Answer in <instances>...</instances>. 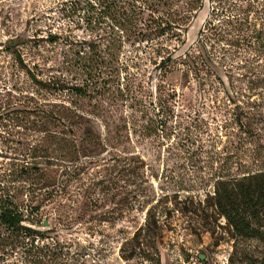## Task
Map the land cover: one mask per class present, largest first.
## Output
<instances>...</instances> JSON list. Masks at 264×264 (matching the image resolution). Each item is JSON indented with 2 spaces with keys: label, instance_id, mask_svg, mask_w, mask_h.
<instances>
[{
  "label": "rangeland",
  "instance_id": "1",
  "mask_svg": "<svg viewBox=\"0 0 264 264\" xmlns=\"http://www.w3.org/2000/svg\"><path fill=\"white\" fill-rule=\"evenodd\" d=\"M158 1L161 13L178 6ZM201 1L173 58L201 48L215 4ZM254 2L263 32L232 71L214 62L189 85L175 64L161 73L168 53L132 21L143 0H0V215L22 220H0V264H264V223L241 236L206 201L217 179L264 168V0ZM150 209L158 222L137 254Z\"/></svg>",
  "mask_w": 264,
  "mask_h": 264
},
{
  "label": "trees",
  "instance_id": "2",
  "mask_svg": "<svg viewBox=\"0 0 264 264\" xmlns=\"http://www.w3.org/2000/svg\"><path fill=\"white\" fill-rule=\"evenodd\" d=\"M213 1L215 4L212 6L211 16L199 33L200 38L204 36L201 48L196 49V47L190 46L183 54L174 58V53L186 43L183 36L196 17L197 11L202 7V1L164 0L168 6L178 4L175 10L169 11L168 14L159 11L158 0H143V3L137 6L138 12L135 13L132 21H139L146 31L144 35H147L148 40L156 41L155 44L158 46L157 49H153L154 53H168L166 56H161L157 62L161 67V73L163 72L165 75L171 70V65L175 64L189 85L194 81L198 84L206 82L216 70L215 63H218L220 67H229L232 71L233 61L240 53L241 46L246 44L249 47L255 39L254 34L258 38V34L263 32V29H257V22L251 16L257 12L255 0H245L246 6L236 0ZM145 13L147 14L146 18L142 16ZM164 41L168 43L177 41V44L167 47L164 45ZM215 43L219 44L218 47L215 46ZM218 51L221 56L220 61L216 62L215 55ZM245 51H247L246 48ZM36 81L45 88H56L49 82ZM74 89L82 91L80 86H76ZM169 96L173 99L176 93L172 91ZM168 109L172 110L170 107ZM166 124H170L169 113L166 116ZM171 130L173 131V126ZM57 150L60 151V148ZM77 150L80 154L81 148H77ZM135 173L137 176H141L140 167L136 168ZM206 201L211 203L220 216L228 220L239 235L258 237L259 228L264 223V168L247 171L241 175L228 174L217 179L214 184V193L207 194ZM150 213L151 209L146 216L145 226H141L132 239L136 242L134 251L137 254H144V247H147L144 241L145 237L140 240L142 231L149 232L151 226L158 222L156 217ZM0 220L8 229L19 228V224L22 222L19 215L8 208L2 210ZM146 259L151 260L152 258L146 257Z\"/></svg>",
  "mask_w": 264,
  "mask_h": 264
},
{
  "label": "water",
  "instance_id": "3",
  "mask_svg": "<svg viewBox=\"0 0 264 264\" xmlns=\"http://www.w3.org/2000/svg\"><path fill=\"white\" fill-rule=\"evenodd\" d=\"M44 225L48 226L49 224H48V222L45 221L44 222ZM200 258L203 259L204 258V255H201Z\"/></svg>",
  "mask_w": 264,
  "mask_h": 264
}]
</instances>
